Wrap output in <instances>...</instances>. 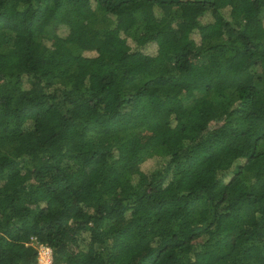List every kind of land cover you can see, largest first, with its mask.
I'll return each mask as SVG.
<instances>
[{"label": "trees", "instance_id": "1", "mask_svg": "<svg viewBox=\"0 0 264 264\" xmlns=\"http://www.w3.org/2000/svg\"><path fill=\"white\" fill-rule=\"evenodd\" d=\"M41 244L264 264V0H0V264Z\"/></svg>", "mask_w": 264, "mask_h": 264}, {"label": "built area", "instance_id": "2", "mask_svg": "<svg viewBox=\"0 0 264 264\" xmlns=\"http://www.w3.org/2000/svg\"><path fill=\"white\" fill-rule=\"evenodd\" d=\"M38 264H55L53 250L50 246L41 244L38 251Z\"/></svg>", "mask_w": 264, "mask_h": 264}, {"label": "rangeland", "instance_id": "3", "mask_svg": "<svg viewBox=\"0 0 264 264\" xmlns=\"http://www.w3.org/2000/svg\"><path fill=\"white\" fill-rule=\"evenodd\" d=\"M65 32H66V30H63V31H62V34H65ZM155 47H156V46H153V45H152V46L149 47V50L155 52V51H156V48H155ZM154 162H155L154 160H151V159H150V160L146 161V164H147V166H150L149 164H150V163H154Z\"/></svg>", "mask_w": 264, "mask_h": 264}]
</instances>
